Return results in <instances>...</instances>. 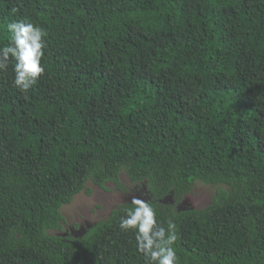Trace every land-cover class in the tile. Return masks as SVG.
Instances as JSON below:
<instances>
[{
  "label": "trees",
  "instance_id": "1",
  "mask_svg": "<svg viewBox=\"0 0 264 264\" xmlns=\"http://www.w3.org/2000/svg\"><path fill=\"white\" fill-rule=\"evenodd\" d=\"M24 17L45 72L21 92L0 69V264H145L120 205L55 235L122 173L176 224L180 264H264V0H0V46ZM196 183L215 189L203 209L159 202Z\"/></svg>",
  "mask_w": 264,
  "mask_h": 264
},
{
  "label": "clouds",
  "instance_id": "2",
  "mask_svg": "<svg viewBox=\"0 0 264 264\" xmlns=\"http://www.w3.org/2000/svg\"><path fill=\"white\" fill-rule=\"evenodd\" d=\"M5 29L9 37L0 46V69L6 68L10 60L14 61L13 84L21 92H27L45 72L41 60L47 32L27 17L8 23ZM118 211L121 213L119 229L133 234L136 250L142 254L145 264H180L177 226L172 220L163 226L152 202L134 197L130 205L120 204Z\"/></svg>",
  "mask_w": 264,
  "mask_h": 264
},
{
  "label": "rangeland",
  "instance_id": "3",
  "mask_svg": "<svg viewBox=\"0 0 264 264\" xmlns=\"http://www.w3.org/2000/svg\"><path fill=\"white\" fill-rule=\"evenodd\" d=\"M120 181L124 187L123 192L115 190L113 184H106L104 188L88 184L90 193L78 194L69 205L62 208V229L55 232V235L66 240L79 239L98 221L107 218L116 206L131 203L134 197L146 202L151 200V192L144 182L132 183L124 173L120 175ZM214 192V188L196 183L180 202L175 203L171 196L159 202L173 206L177 211L201 210L211 203Z\"/></svg>",
  "mask_w": 264,
  "mask_h": 264
}]
</instances>
